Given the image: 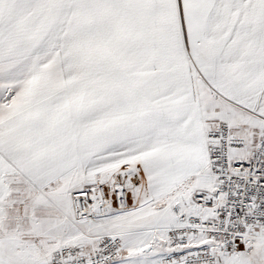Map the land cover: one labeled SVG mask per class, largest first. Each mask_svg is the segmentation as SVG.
Wrapping results in <instances>:
<instances>
[{
	"label": "snow or ice",
	"instance_id": "snow-or-ice-1",
	"mask_svg": "<svg viewBox=\"0 0 264 264\" xmlns=\"http://www.w3.org/2000/svg\"><path fill=\"white\" fill-rule=\"evenodd\" d=\"M0 264H264V0H0Z\"/></svg>",
	"mask_w": 264,
	"mask_h": 264
}]
</instances>
